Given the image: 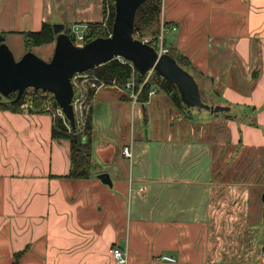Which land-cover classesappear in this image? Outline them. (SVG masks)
<instances>
[{
	"label": "crops",
	"instance_id": "1",
	"mask_svg": "<svg viewBox=\"0 0 264 264\" xmlns=\"http://www.w3.org/2000/svg\"><path fill=\"white\" fill-rule=\"evenodd\" d=\"M85 1L0 0V36L6 46L9 38L24 43L23 34L45 22L98 16V3L90 10ZM160 20L176 27L168 49L189 62L178 65L199 90L202 83L214 91L218 104L210 106L229 110L181 119L159 93L131 108L114 90H99L91 102L94 168L88 179H71L70 141L52 137V117L0 108V264H118L114 247L127 253L126 264H264V248L242 246L244 233L217 236L212 227L215 202L238 187H264V0H161ZM98 107H106L102 116ZM131 115L145 125V138L154 134L162 146L175 142L167 149L181 153L182 168L163 162L159 152L151 176L145 151L133 152ZM125 145L131 159L121 153ZM201 147L208 152L203 183L195 164ZM102 173L111 185L99 179ZM241 219L234 222L241 225ZM250 234L259 240L264 229ZM161 255L175 262L157 261Z\"/></svg>",
	"mask_w": 264,
	"mask_h": 264
},
{
	"label": "water",
	"instance_id": "2",
	"mask_svg": "<svg viewBox=\"0 0 264 264\" xmlns=\"http://www.w3.org/2000/svg\"><path fill=\"white\" fill-rule=\"evenodd\" d=\"M145 1L113 0L115 13L110 36L96 38L81 47L74 45L63 33V24H53L52 29L57 36L50 61H44L30 51L15 60L4 43V37L0 36V95L6 97L16 91L13 103H17L29 88L50 92L74 129L70 104L73 93L72 76L121 57L131 62L141 76L152 69L174 84L186 107L204 109L210 113L228 111V107L205 104L194 78L171 56H159L153 47L133 39L135 12ZM98 177L104 184L111 185L107 174L102 173ZM261 202L264 214V194Z\"/></svg>",
	"mask_w": 264,
	"mask_h": 264
},
{
	"label": "rangeland",
	"instance_id": "3",
	"mask_svg": "<svg viewBox=\"0 0 264 264\" xmlns=\"http://www.w3.org/2000/svg\"><path fill=\"white\" fill-rule=\"evenodd\" d=\"M97 3L99 6V15H98L99 17L95 16V14L93 12L87 21H78V22L64 21L63 25H64V28L66 30V33H68L69 36H71L73 38V36L71 34L73 27L80 30L81 31L80 33H83V35L85 37H86L89 30L101 29V30H105V32H108L107 25L105 26V17L107 15L108 9L111 13L112 0H98L97 2L95 0L85 1V6H83V8L88 7L91 10L93 7H95L97 5ZM70 11H71V9H68L69 13H70ZM69 17H71V16L69 15ZM67 20H69V19H67ZM161 23H164L165 25H168V26L170 25L169 23L161 22V20H159V24L157 27L153 26V27L149 28V30L153 31L152 33L150 31H145L144 33H141L139 31V35H137V37H140L142 39H148L150 41V43L151 42L154 43L155 48H156L155 50L157 53L160 51V49L166 50L167 51L166 54L172 53L168 49V42L166 40V39H170V36H171L170 34H167L165 36V38L163 39V41H161V43H160V40H158V35L160 33ZM73 41H74V39H73ZM7 42H8L7 46L9 48V50L11 51L14 59L19 60L25 52L23 40L15 37V38H9ZM55 45H56V42H54L53 44L48 45V46L31 47L30 50H32V53H34L38 58H40L44 61H50L52 58L54 49H55ZM174 54L175 53H173V55ZM176 58L178 61L179 60L182 61V64L188 62L184 57H182V58L176 57ZM188 66H189V64H188ZM190 72L195 74L194 70L190 69ZM151 75H152V73H151ZM150 78H151V76H150ZM151 87H155V86H151ZM103 90H105V89H102V91ZM213 92L214 91L210 92L209 90L205 91L203 88V85L201 83L200 94H201V99L205 104H208V105L218 104V103H213V102H215L214 99L215 100L217 99V95H215ZM158 93H159V96H165L160 91H158L156 93V96ZM110 96H111V94H110ZM156 96H154L153 98H155ZM113 97H114V95H113ZM153 98H151L149 101H151ZM166 99L168 100L167 97H166ZM149 101H147L146 103H148ZM169 104H170V102H169ZM44 105H50L51 107H55L50 103V101L44 102L43 104H40L39 106H35L37 108H35L34 106L33 107L38 110L40 108H43ZM109 105H110V102H108L107 107H109ZM115 105H117V104L114 103L113 107H115ZM170 105L172 106V104H170ZM136 107H138V106H136ZM105 109H106V107L105 108H103V107L96 108L97 111H100L101 116H102V111H104ZM170 111L173 113V117L179 115V117L181 119H184V118H188V119L190 118L191 119L192 116L196 115L194 117V120H196V119L199 120V119H205L206 118L205 115H209V113L204 109H199V108L187 109L186 106H184V108H182L181 110H175L174 107L172 106V107H170ZM199 114L202 116V118L199 116ZM216 115L217 116H221V115L224 116L225 114L224 113H218ZM130 122L132 124H134V128L132 129L133 134L131 137L132 144H133V152H134V149H135V153H142L143 151H145V156L147 159L146 169L149 171L151 176L152 175L154 176L156 174V172H158V164H157L155 155L156 154L159 155V152L163 153V162H165V163L169 162V164H172V166L173 165L175 166L174 168H182L183 167L182 166L183 160L178 157V154L181 155V153H179V152L169 153L168 149H167L168 146L172 145L175 142L169 141L171 143L168 144V146L165 143H164V146H162L163 144L157 145V137L156 136L154 137V134L147 137V138L144 137V134H146V132H143L145 125H143V122L141 123V126L138 124L137 115H131ZM200 123H205V122L200 120ZM200 125H198L197 130L200 127H202ZM152 129H154L153 126H152ZM217 130H222V129L217 128ZM110 133H111V130H110ZM114 133H117V131L113 132V134ZM127 134H128L127 140H130L129 129H128ZM82 139L85 140L86 137L84 136V137H82ZM138 141H140V142H138ZM197 142H198V139H197ZM198 144H200L201 146L205 145V143H203V141L198 142L197 145ZM204 148L205 147H201L202 151L196 153L197 159L195 160L196 169H199L197 171V180H198V182H202V183L207 181L206 177L203 176V174H200L202 171V168L205 167V164L207 162V153L208 152L205 151ZM175 151H177V149H175ZM187 164H188V161H187ZM190 164H192V159H190ZM251 164H252L251 161L246 160L244 166L246 168H248L249 166H251ZM125 167L127 168V165ZM247 176H248V174L243 176V179H247ZM237 185L239 186V184H237ZM197 187H198V185H197ZM201 187H202V185H201ZM242 187L244 188V190H242V192H240V190H239L240 188L238 187L237 188L238 192L232 191L231 193H229L227 195L226 199L222 198L218 202L214 203L216 205V207H213V211H212L213 215H215L214 223L212 224L213 232L215 233V235L217 234V236H218L219 233L227 235L226 233H230L233 231H240V232L244 233L243 243H242V246L244 248H250L252 246H258V248L259 247L264 248V236L260 237L258 240V239H255L258 237V234H256L254 236V239H252L251 234H250V233H252V234L258 233V232H260V229H264V222H263L264 220L261 217V208H260L261 203L258 199L259 198L258 196L260 195V193L262 191H264V187H249L248 189L246 188L247 186H242ZM204 188H206V187L204 186ZM241 206H244L243 210H242ZM239 207H241V208H239ZM203 209H204L203 202L197 203V211L201 212ZM241 213H244V215H246L243 220L240 218ZM235 218L241 219L242 224L240 225V223H235L234 222ZM215 241H217L219 244L221 243L218 239ZM227 243H228V245H231L230 240H227ZM227 243H226V245H227Z\"/></svg>",
	"mask_w": 264,
	"mask_h": 264
},
{
	"label": "trees",
	"instance_id": "4",
	"mask_svg": "<svg viewBox=\"0 0 264 264\" xmlns=\"http://www.w3.org/2000/svg\"><path fill=\"white\" fill-rule=\"evenodd\" d=\"M114 13V3L112 0L111 13L107 23L108 32H105V30L101 29L89 30L86 35V43L96 38H107L109 34H111ZM160 13L161 0H146L145 2H143L135 12L133 34H135L136 32L139 33V31L141 33H144L145 31H150L152 33L153 31L149 30V28L158 26ZM63 33H65L72 41V43H74L73 38L69 36L68 33H66L65 28L63 30ZM23 36L24 49L26 53L28 51L32 52V50H30L31 47H43L53 44L56 40L57 35L53 32L52 24L45 22L42 24V27L39 31L24 33ZM148 45L156 49L154 43L151 42ZM167 55L177 60L176 56L172 55V53H168ZM177 63L180 66L185 67H188L189 64L188 62V64H182V61L180 60H177ZM87 72L100 77L108 83H110L111 81L122 83L129 80L132 75L138 81L142 77L140 73L134 68V66L131 68L129 65L122 64L116 59L102 64L96 68L90 69ZM151 86H155L158 91L162 92L168 98L169 102L172 104L175 110H181L182 108H184L185 105L180 99V94L177 87L171 82L165 80L156 71L152 72L151 78L148 84L145 86L144 92L142 93V99L146 98V90H148ZM16 93V91H13L6 97L0 95V108L18 110L19 105L24 102L32 103L35 107L48 101H50L53 106H58L53 95L47 91H35L29 88L25 90L19 102L13 103V100L16 97ZM91 128V117H89L85 126L86 139L81 141V138L79 136L74 139L67 133L66 127L64 126L60 118L53 119L52 137L56 139H67L70 141V169L67 177L71 179H88L92 174V169L94 167L91 161Z\"/></svg>",
	"mask_w": 264,
	"mask_h": 264
},
{
	"label": "built area",
	"instance_id": "5",
	"mask_svg": "<svg viewBox=\"0 0 264 264\" xmlns=\"http://www.w3.org/2000/svg\"><path fill=\"white\" fill-rule=\"evenodd\" d=\"M109 16L110 11L108 9L107 15L105 17V26L108 23ZM175 30V26H168L164 23H161L160 33L158 35V40H160V43L161 41H163V39L168 33L174 32ZM80 32V30L73 27L71 33L75 42L73 44L79 47L83 46L86 43V37L83 35V33ZM137 35H139L138 32L133 34V39L139 40L144 44L150 43L148 39H142L140 37H137ZM166 53V50L160 49L158 55L160 56ZM114 59H116L122 64L129 65L131 68L133 67L131 62L121 57H116ZM152 72V69L147 71L139 81L132 75L129 80L124 81L122 83H117L116 81H111L110 83H108L100 77L91 74L87 71L74 74L71 78V86L73 93L70 103L74 118V129L71 128L69 121L66 119L64 113L62 112L59 106L51 107L50 105H44L43 108L37 110L33 107L31 103L24 102L19 105L18 110L23 113H47L52 117V119L60 118L64 126L66 127L67 133L71 135L74 139L79 136L81 138V141H83L82 137H84L86 133L85 126L87 120L89 117H91V102L95 93H97L99 90L109 88L118 93L120 97L126 99L131 105V108H134L137 105H144L147 101L156 96V93L158 92V89L156 87H150L148 90H146V98L142 99V93L144 92L145 86L149 82ZM121 153L124 158L131 159V146L125 145L122 148ZM141 191L142 190H140V192ZM112 256L118 264H126L127 262V253L118 247L112 248ZM156 260L168 263L175 262V259L168 255L158 256L156 257Z\"/></svg>",
	"mask_w": 264,
	"mask_h": 264
}]
</instances>
